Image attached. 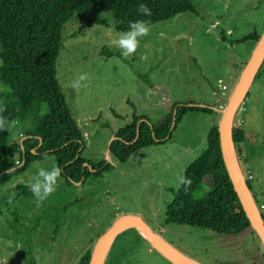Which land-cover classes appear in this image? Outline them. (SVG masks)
Instances as JSON below:
<instances>
[{"label":"rangeland","instance_id":"obj_1","mask_svg":"<svg viewBox=\"0 0 264 264\" xmlns=\"http://www.w3.org/2000/svg\"><path fill=\"white\" fill-rule=\"evenodd\" d=\"M188 1L192 12L151 24L150 35L140 39L136 53L127 59L114 46L121 32L77 14L61 26L55 79L83 135L80 157L84 163L104 162L111 169L83 183L66 184L59 178L56 192L39 206L35 199L21 197L17 187L26 186L38 167L56 166L52 157L33 162L2 185L0 264H25L29 257L36 264H76L121 215L139 216L174 249L200 264L264 263V247L253 231L226 235L164 223L171 191L179 187L185 168L199 155L219 154L218 142L215 149L209 135L214 129L217 138L237 67L255 44L235 41L264 31V0ZM81 73L88 74L82 82L87 86L73 89ZM220 85L227 89L217 91ZM175 103L207 106L212 113L183 115L169 140L137 150L124 163L106 152L132 112L155 124ZM231 124L243 131L240 146L248 168L240 163V155L237 161L264 216L263 81H252ZM15 126L9 145L17 152L28 125ZM203 193L201 189L193 197ZM103 264L172 263L129 227L116 234Z\"/></svg>","mask_w":264,"mask_h":264},{"label":"trees","instance_id":"obj_2","mask_svg":"<svg viewBox=\"0 0 264 264\" xmlns=\"http://www.w3.org/2000/svg\"><path fill=\"white\" fill-rule=\"evenodd\" d=\"M139 3L151 8L150 17L136 11ZM193 10L188 0H0V105L6 108L0 115L16 120L15 127L28 125L24 132L26 139L17 152L9 145L11 130L0 131V187L22 174L33 162L48 157L62 169L60 178L66 184L97 179L111 169L104 162H88L93 172L88 167L82 169L83 135L55 79L61 26L73 14L90 17L93 23L122 33L130 21L145 20L151 25ZM257 38L258 35L251 33L235 42L253 44ZM263 63L264 59L253 81L264 82ZM211 113L207 106L175 103L167 115L151 124L144 116L132 112L130 122L115 132V139L108 145L109 154L124 163L137 150L169 140L170 132L183 115ZM231 139L238 157L243 131L233 124ZM209 140L216 149L214 129ZM261 150L264 158V137ZM10 167L15 171L6 175ZM183 177L192 183L187 189L180 184L171 191L173 197L166 207L165 224L187 225L226 235L252 232L219 154L199 155L185 168ZM245 181L251 191L248 180ZM17 189L21 197L34 199L28 187ZM201 189L203 195L194 198L193 194ZM89 254L83 253L76 264H87ZM25 264L36 263L29 257Z\"/></svg>","mask_w":264,"mask_h":264},{"label":"water","instance_id":"obj_3","mask_svg":"<svg viewBox=\"0 0 264 264\" xmlns=\"http://www.w3.org/2000/svg\"><path fill=\"white\" fill-rule=\"evenodd\" d=\"M263 59L264 31L257 38V41L255 42L246 62L242 67L237 81L230 92L227 103L221 111L216 132L219 155L222 159L232 188L236 193L238 201L248 220L251 230L256 234L260 243L264 247V219L262 218V215L258 210L254 198L249 191L245 178L241 172L231 139L232 116L242 99L245 98L247 90L252 83L253 78ZM114 139L115 138H113L112 140ZM112 140H110V142ZM106 152L109 153L108 147ZM84 167H88V164L83 163L82 169ZM89 171L93 172L94 170H91L89 168ZM129 227L135 228L155 250H157L165 259L170 261L172 264H198L174 249L156 232H153L147 226V224L139 216L136 215H121L117 217L111 223V225L97 238L92 251L89 254L87 264H103L104 257L107 253L106 252L104 254V249L108 241L111 244L116 234Z\"/></svg>","mask_w":264,"mask_h":264},{"label":"clouds","instance_id":"obj_4","mask_svg":"<svg viewBox=\"0 0 264 264\" xmlns=\"http://www.w3.org/2000/svg\"><path fill=\"white\" fill-rule=\"evenodd\" d=\"M136 11L144 16L150 17L152 15L151 8L145 3H139ZM151 28L147 21L136 20L130 21L128 29L122 32L119 37L114 41V46L120 50L121 55L124 58H130L133 56L139 46L140 39L150 35ZM87 73H81L77 79L72 82L71 87L78 89L82 86H87L82 82L88 80ZM6 111V108L0 105V113ZM17 124L16 120H9L7 117L0 115V131H10ZM15 171V168H8L5 171L6 175H11ZM62 169L58 166H53L51 169H45L44 167H38V171L28 181L26 187L32 193L37 206L41 205L51 195H53L58 187V180L61 176ZM179 182L187 189L192 181L187 177H180ZM12 202V198H9V203Z\"/></svg>","mask_w":264,"mask_h":264},{"label":"crops","instance_id":"obj_5","mask_svg":"<svg viewBox=\"0 0 264 264\" xmlns=\"http://www.w3.org/2000/svg\"><path fill=\"white\" fill-rule=\"evenodd\" d=\"M253 46H254V44L251 46V48H250V50H249V52H248L247 58H248V56H249V54H250V52H251ZM247 58H246L244 61H242V64L240 65V67H237L238 75L240 74V72H241V70H242V67H243L244 63L246 62ZM239 63H241V62H239ZM238 75H237L236 78H235V82H234V84H235L236 81H237ZM222 86H224V85H220V88L216 87V90L219 91V89H220V90H226V89H227L226 87H224V89H221ZM233 86H234V85H233ZM232 88H233V87H232ZM213 106H214V105H213ZM241 143H242V142H241ZM241 143H240V144H241ZM240 144L238 145V150H239V155H240V163L243 164V165L245 166V168H248V159H247V157L244 155L243 150H242ZM241 164H239V166H240ZM240 169H241V168H240ZM246 170H247V169H246ZM156 233H157V232H156ZM157 234H158V233H157ZM158 235H159V234H158ZM159 236H160V235H159ZM160 237H161V236H160ZM161 238H162V237H161ZM193 261H194V260H193ZM195 262L198 263L197 261H195ZM198 264H200V263H198ZM263 264H264V263H263Z\"/></svg>","mask_w":264,"mask_h":264},{"label":"built area","instance_id":"obj_6","mask_svg":"<svg viewBox=\"0 0 264 264\" xmlns=\"http://www.w3.org/2000/svg\"><path fill=\"white\" fill-rule=\"evenodd\" d=\"M221 89H224V86H222ZM25 139H26L25 136H21V137H20L19 149L21 148L20 145L22 144L23 140H25ZM19 149H18V150H19ZM243 176H244V175H243ZM249 177H250V176H247V178H249ZM244 178H245V177H244ZM245 179H246V178H245Z\"/></svg>","mask_w":264,"mask_h":264},{"label":"bare ground","instance_id":"obj_7","mask_svg":"<svg viewBox=\"0 0 264 264\" xmlns=\"http://www.w3.org/2000/svg\"><path fill=\"white\" fill-rule=\"evenodd\" d=\"M109 244H110V242L108 241V243L106 244L105 249H104V254L107 252Z\"/></svg>","mask_w":264,"mask_h":264}]
</instances>
